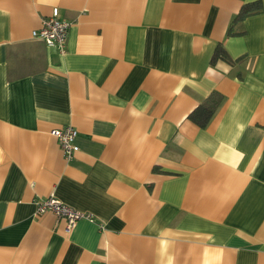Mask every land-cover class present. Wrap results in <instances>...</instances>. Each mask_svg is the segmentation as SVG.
Segmentation results:
<instances>
[{
  "label": "crops",
  "instance_id": "obj_1",
  "mask_svg": "<svg viewBox=\"0 0 264 264\" xmlns=\"http://www.w3.org/2000/svg\"><path fill=\"white\" fill-rule=\"evenodd\" d=\"M244 1L0 0V264H264V0L232 23ZM54 9L62 53L31 35ZM48 195L93 220L66 231Z\"/></svg>",
  "mask_w": 264,
  "mask_h": 264
},
{
  "label": "built area",
  "instance_id": "obj_2",
  "mask_svg": "<svg viewBox=\"0 0 264 264\" xmlns=\"http://www.w3.org/2000/svg\"><path fill=\"white\" fill-rule=\"evenodd\" d=\"M69 21L60 18L57 10L54 9L52 14L41 18V25L37 29H33L31 35L35 38L43 40L46 45L55 47L59 52L65 51V43ZM50 133L56 137L60 149L66 159H71L74 153L79 149L75 138L77 129L71 125L57 127L51 129ZM51 211L57 217L65 220L66 231H71L80 219L93 220V216L89 212L80 211L74 207L61 201L54 195H48L36 204V212L43 213Z\"/></svg>",
  "mask_w": 264,
  "mask_h": 264
},
{
  "label": "trees",
  "instance_id": "obj_3",
  "mask_svg": "<svg viewBox=\"0 0 264 264\" xmlns=\"http://www.w3.org/2000/svg\"><path fill=\"white\" fill-rule=\"evenodd\" d=\"M263 9L261 0H247L242 3L238 12L232 18V23L242 21L249 15L260 12ZM231 33V29L228 30V34ZM217 58L223 59L228 63H234L239 59H233L229 56L226 49L218 43L212 53L211 63ZM222 100V95L213 91L204 100H202L192 111L189 112L188 118L196 123L199 127H205L211 119L216 108Z\"/></svg>",
  "mask_w": 264,
  "mask_h": 264
}]
</instances>
